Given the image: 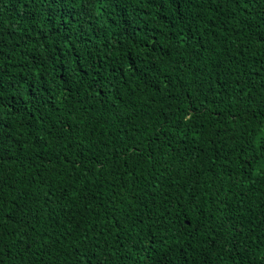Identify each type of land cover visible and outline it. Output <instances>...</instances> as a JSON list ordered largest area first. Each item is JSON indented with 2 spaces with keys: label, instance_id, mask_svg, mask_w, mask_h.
Returning <instances> with one entry per match:
<instances>
[{
  "label": "trees",
  "instance_id": "trees-1",
  "mask_svg": "<svg viewBox=\"0 0 264 264\" xmlns=\"http://www.w3.org/2000/svg\"><path fill=\"white\" fill-rule=\"evenodd\" d=\"M0 264H264V0H0Z\"/></svg>",
  "mask_w": 264,
  "mask_h": 264
}]
</instances>
